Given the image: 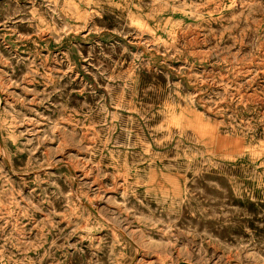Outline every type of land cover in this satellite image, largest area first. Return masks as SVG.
I'll return each instance as SVG.
<instances>
[{"label": "rangeland", "instance_id": "rangeland-1", "mask_svg": "<svg viewBox=\"0 0 264 264\" xmlns=\"http://www.w3.org/2000/svg\"><path fill=\"white\" fill-rule=\"evenodd\" d=\"M0 264H264V0H0Z\"/></svg>", "mask_w": 264, "mask_h": 264}]
</instances>
